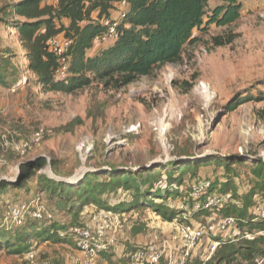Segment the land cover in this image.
<instances>
[{
    "label": "rangeland",
    "instance_id": "rangeland-1",
    "mask_svg": "<svg viewBox=\"0 0 264 264\" xmlns=\"http://www.w3.org/2000/svg\"><path fill=\"white\" fill-rule=\"evenodd\" d=\"M238 1L240 19L226 27L212 25L205 33L196 30L200 41L186 50L181 62L122 89L96 82L66 95L41 91L27 70L26 53L13 23L1 21L10 0H0V62L9 60L5 68L9 83L0 85V146L6 140H30L38 132L42 136L25 156L0 149L4 161L0 183L10 184L0 190V239L7 232L2 221L11 204L39 198L55 220L27 224L64 230L90 222L95 214L94 204L82 210L72 207L77 204L75 193L89 176L93 184H107L111 174L148 169L139 180L154 174L158 188L170 182L164 172L172 162L199 167L186 170L181 187L176 186L183 195H172L168 203H186L192 209L193 200L187 195L191 186L209 179L216 190L230 192L235 203L251 204L249 193L256 183L252 169L264 162V0ZM222 3L210 0L208 12ZM214 38L232 43L215 47ZM103 46L96 45L97 51ZM185 82L193 88L187 90ZM201 85L208 87V93ZM241 100L247 102L228 111L229 105ZM40 161L46 165L22 187H14L22 180L23 168ZM133 194V189L110 188L103 200L107 207L125 208L133 206ZM148 201L161 204L157 198ZM130 208L125 211L126 225L134 226L130 238L143 241L159 215L146 204ZM244 216H251L250 211ZM55 245L36 240L31 249L40 261L61 263L63 250ZM25 255L10 254L0 242V264H23Z\"/></svg>",
    "mask_w": 264,
    "mask_h": 264
},
{
    "label": "trees",
    "instance_id": "trees-1",
    "mask_svg": "<svg viewBox=\"0 0 264 264\" xmlns=\"http://www.w3.org/2000/svg\"><path fill=\"white\" fill-rule=\"evenodd\" d=\"M129 3L126 18L118 26V37L103 44L94 54L91 53L96 49L95 39L105 29L102 20L110 17L114 8L112 0H59L57 5L44 3V0H15L6 9V18L1 21L5 25L13 23L26 53L27 70L37 79L41 91L71 95L96 82H102L106 87L122 89L142 77L152 76L157 70L177 64L183 60L189 47L199 43V38L195 36L196 30L205 33L212 25L230 26L240 19L242 11L238 0H223L210 13V0H129ZM56 37L70 41L69 71L65 79L57 78L58 59L49 49V41ZM231 43L232 40L224 41L222 38L213 40L215 47ZM8 62V59L0 62V85L9 83L5 78ZM184 86L187 90L193 88L187 82ZM246 102L247 100H241L231 104L228 111L232 112ZM176 164L172 162L171 169L164 172L170 182L167 181L165 186L158 188H155L154 174L144 181L139 180L140 174L149 173L148 169L111 174L107 184H93L92 176H89L84 188L75 193L77 204H72V207L82 210L87 205L94 204L98 210L125 212L130 211V207H144L146 204L153 207L163 220L172 222L180 213L169 207L168 201L172 195L180 193L178 187L182 185L186 170L199 167L197 164H177V167ZM44 165L46 161L26 165L21 171V182L14 187H22ZM252 173L256 183L249 193L252 195L251 204L239 203L241 207L234 204L219 211L224 217L234 216L241 220L244 230L249 232L264 229V223L253 222L252 215L244 216L253 206V198L260 194L264 196V162L256 164ZM9 186L10 184L1 182L0 190ZM110 188L133 189V206L107 207L103 197ZM217 191L230 193L223 188ZM154 198L161 199V204H150L148 200ZM63 199L68 200L67 197ZM18 229H5L7 232L0 239L2 246L10 254L29 253L32 251V242L36 240L62 242L57 227L39 229L36 225L26 224ZM133 234H138V230L135 229ZM260 257H264V238L225 242L207 264H253Z\"/></svg>",
    "mask_w": 264,
    "mask_h": 264
},
{
    "label": "built area",
    "instance_id": "built-area-1",
    "mask_svg": "<svg viewBox=\"0 0 264 264\" xmlns=\"http://www.w3.org/2000/svg\"><path fill=\"white\" fill-rule=\"evenodd\" d=\"M112 2L114 8L111 16L102 20L105 29L96 37V45L115 40L119 23L128 13L129 0ZM69 46L70 41L63 37L49 41V49L58 59V79H65L68 75ZM41 139V133L38 132L30 140H6L0 149L25 156ZM2 163L4 161L0 158V167ZM183 193L180 191L181 195ZM187 195L193 200L192 209L186 203L180 206L168 203L169 207L180 211L179 217L168 222L158 216V223L148 227L143 241L135 242L130 238L134 226L126 225L125 212L97 208L92 211L95 214L90 222L59 230L58 236L62 242H71L81 254V257L71 258L73 264H103L109 257L116 264H207L225 242L264 238V229L249 232L244 230L238 218L220 215L221 209L237 203L231 193L214 190V181L206 179L194 182ZM254 199L250 209L253 222L264 223V199L258 195ZM193 216L201 220L197 221ZM29 220L51 223L55 220V214L39 198L30 203L11 204L4 213L2 226L11 231L25 226ZM23 264L53 263L49 260L40 261L32 250L25 255ZM253 264H264V257L257 258Z\"/></svg>",
    "mask_w": 264,
    "mask_h": 264
},
{
    "label": "crops",
    "instance_id": "crops-1",
    "mask_svg": "<svg viewBox=\"0 0 264 264\" xmlns=\"http://www.w3.org/2000/svg\"><path fill=\"white\" fill-rule=\"evenodd\" d=\"M59 0H44V3L50 4V5H57ZM15 0H10V4L14 3ZM97 52V49L92 51V54ZM56 247H60L63 250V253L61 255L62 257V262L61 263H56V264H73L71 261L72 257H81V254L75 249L74 245L71 242H59L55 243ZM56 259V258H55ZM108 262V263H107ZM106 263L103 264H116V261L112 259V257H109L107 259Z\"/></svg>",
    "mask_w": 264,
    "mask_h": 264
},
{
    "label": "bare ground",
    "instance_id": "bare-ground-1",
    "mask_svg": "<svg viewBox=\"0 0 264 264\" xmlns=\"http://www.w3.org/2000/svg\"><path fill=\"white\" fill-rule=\"evenodd\" d=\"M201 88H203L204 90H205V93H208V87L207 86H205V85H201Z\"/></svg>",
    "mask_w": 264,
    "mask_h": 264
}]
</instances>
